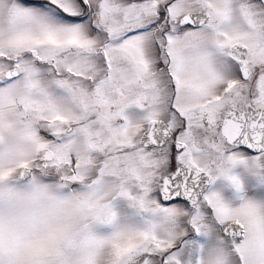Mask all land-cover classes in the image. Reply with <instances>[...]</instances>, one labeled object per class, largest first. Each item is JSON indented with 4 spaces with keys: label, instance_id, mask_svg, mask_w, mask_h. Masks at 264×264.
Returning <instances> with one entry per match:
<instances>
[{
    "label": "snow or ice",
    "instance_id": "6c2138e0",
    "mask_svg": "<svg viewBox=\"0 0 264 264\" xmlns=\"http://www.w3.org/2000/svg\"><path fill=\"white\" fill-rule=\"evenodd\" d=\"M0 264H264V0H0Z\"/></svg>",
    "mask_w": 264,
    "mask_h": 264
}]
</instances>
